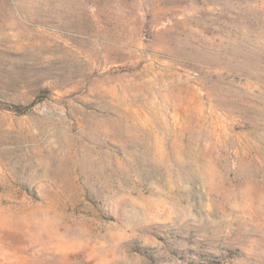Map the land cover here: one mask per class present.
<instances>
[{
    "label": "rangeland",
    "instance_id": "1",
    "mask_svg": "<svg viewBox=\"0 0 264 264\" xmlns=\"http://www.w3.org/2000/svg\"><path fill=\"white\" fill-rule=\"evenodd\" d=\"M0 264H264V0H0Z\"/></svg>",
    "mask_w": 264,
    "mask_h": 264
},
{
    "label": "trees",
    "instance_id": "2",
    "mask_svg": "<svg viewBox=\"0 0 264 264\" xmlns=\"http://www.w3.org/2000/svg\"><path fill=\"white\" fill-rule=\"evenodd\" d=\"M129 68L130 67H128V68L127 67H120V70H129ZM39 100H41V97H39L35 102H38ZM11 108H12V106H11ZM13 108H17V107H13ZM16 110H18L19 112H22L21 109H16Z\"/></svg>",
    "mask_w": 264,
    "mask_h": 264
}]
</instances>
